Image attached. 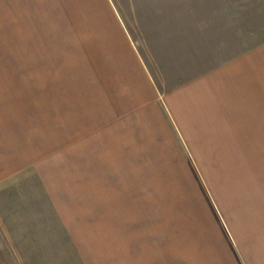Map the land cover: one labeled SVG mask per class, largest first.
I'll return each instance as SVG.
<instances>
[{
  "label": "crops",
  "instance_id": "1",
  "mask_svg": "<svg viewBox=\"0 0 264 264\" xmlns=\"http://www.w3.org/2000/svg\"><path fill=\"white\" fill-rule=\"evenodd\" d=\"M142 2L126 4L125 19L109 0H102L98 7L101 12H97L95 3L92 13L81 15L83 19H77L73 30L76 40L71 42L75 63L66 65L73 72L71 81L65 89L60 88L59 94L54 95L49 87L50 91L46 88L43 95L45 132L60 135L58 148L65 160L63 166H88L83 172L87 176L74 179L87 184L86 189H70L72 181L65 174L63 182L53 180L47 171L38 173L36 157L30 158V138L23 135L24 131L17 135L15 123L12 127L5 123L6 118L15 117L14 113L0 109V228L12 234L11 238L18 229L32 228L33 212L44 211L55 215L57 229L63 235V230H69L63 214L68 211L70 199L77 197L83 208L84 201L91 198L94 206L95 198L100 196L101 174L122 175L125 184L120 187L129 190L133 182L146 180L144 167L184 163L180 141L199 165L202 154L206 156L201 150L209 148L210 142L219 145L233 132L243 135L237 129L244 127L238 121L242 115L236 112H255L260 107L264 110V67H260V63L264 64V46L255 45L239 57L212 67L211 58H207L212 42L206 36V12H194L186 17L187 22H181L180 1ZM133 31L139 34L141 44ZM144 54L159 68L164 90H160ZM198 58L204 60V67L195 65ZM34 65L29 63L28 70L33 81ZM51 77L52 73L45 82L50 79L51 84ZM246 77L253 95L241 102L237 94L243 91ZM3 98L0 95V102H5ZM30 98L28 119L29 125L32 119L30 127L34 128L37 98ZM242 119L252 121L251 115ZM115 165L123 170L114 173L112 167L108 169ZM92 183L96 185L90 186ZM215 205L222 228L220 252L226 258L221 264H264V218L255 217V223L250 224L246 212L230 211L222 201L219 204L216 200ZM83 211L80 209V213ZM18 220L19 227L12 225ZM158 242L165 247L163 264H180L179 257L170 262L175 254L170 251L173 242L163 237ZM184 243L189 254L191 242ZM72 244H76L74 240ZM79 258L82 264L90 261L81 255ZM43 261L42 255L37 256V262ZM0 264H11L1 244Z\"/></svg>",
  "mask_w": 264,
  "mask_h": 264
},
{
  "label": "rangeland",
  "instance_id": "2",
  "mask_svg": "<svg viewBox=\"0 0 264 264\" xmlns=\"http://www.w3.org/2000/svg\"><path fill=\"white\" fill-rule=\"evenodd\" d=\"M109 1L124 19L127 18L124 6L138 5L142 1H180L181 22H187L189 14L206 12L209 30L206 36L212 42L207 58H211L212 67L239 57L255 45L264 46V0ZM95 3L97 12H101L98 7L102 0H0V68L4 67L0 69V95L5 99L0 102V109L15 115L6 118L5 123H10L11 127L15 123L16 134L24 131L23 135L30 138V158L36 157L38 173L47 171L53 180L63 179V182L67 177L72 181L69 188L74 190L88 186L74 181L79 175L87 176L83 172L88 166H63L65 160L58 148L60 135L45 132L42 99L46 88L52 87L55 95L70 83L73 72L66 65L75 63V49L71 45L76 40L73 30L77 19H83L81 15L94 11ZM125 23L130 29L129 23ZM133 33L141 44L139 34ZM144 57L160 90H164L159 68L147 54ZM261 58L264 59V50ZM198 59L195 65L204 67V60ZM32 62L35 65L31 67V75L35 68V81L29 79V63ZM260 67L264 64L260 63ZM50 73L51 84L50 79L45 82ZM238 81L240 84V76ZM249 83L246 77L243 91L237 94L241 102L253 95ZM32 95H36L38 109L34 128L30 127L32 119L30 125L28 119ZM257 109L236 112L242 117H252L253 122L238 119L244 127L237 129L244 136L233 132L219 145L210 142L209 148L201 150L207 157L202 154L199 165L180 141L186 158L184 163L144 167L146 180L140 184L133 182L129 190L120 187L125 184L122 175L101 174L100 196L95 198L94 206L91 198L84 201L83 208L77 197L70 199L68 211L63 214L69 230H63V235L57 229L58 219L46 211L33 212L30 215L32 228L14 231L15 238L0 228V244L9 262L82 264L81 255L90 260L89 264H163L164 241L157 243L163 237L174 244L170 251L174 250L175 254L170 262L174 258L178 261L179 257L180 264H185V260L186 264L188 261L191 264L225 263L226 258L220 252L222 228L216 200L219 204L222 201L230 211L246 212L250 224L255 217L264 218V110ZM116 166H108V169L112 167L114 173L123 170ZM112 177L117 178L116 181L108 180ZM93 185L96 183L90 184ZM80 209L84 211L80 213ZM12 225L21 224L18 220ZM73 240L77 246L72 244ZM184 241L191 242L189 254ZM40 255L43 262H37ZM25 258L30 260L23 261Z\"/></svg>",
  "mask_w": 264,
  "mask_h": 264
}]
</instances>
